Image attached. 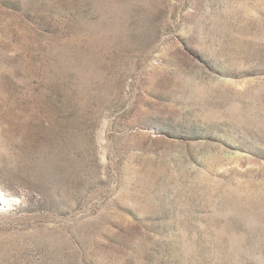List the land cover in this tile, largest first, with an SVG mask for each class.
<instances>
[{
	"label": "rangeland",
	"instance_id": "374dc122",
	"mask_svg": "<svg viewBox=\"0 0 264 264\" xmlns=\"http://www.w3.org/2000/svg\"><path fill=\"white\" fill-rule=\"evenodd\" d=\"M0 264H264V0H0Z\"/></svg>",
	"mask_w": 264,
	"mask_h": 264
}]
</instances>
